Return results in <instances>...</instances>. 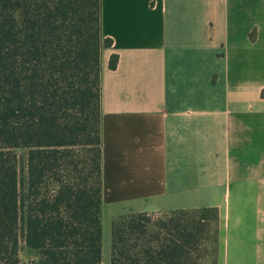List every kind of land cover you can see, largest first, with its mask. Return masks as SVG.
<instances>
[{"label":"crops","instance_id":"0c3cea01","mask_svg":"<svg viewBox=\"0 0 264 264\" xmlns=\"http://www.w3.org/2000/svg\"><path fill=\"white\" fill-rule=\"evenodd\" d=\"M99 19L100 212L214 206L215 264H264V0H100Z\"/></svg>","mask_w":264,"mask_h":264},{"label":"trees","instance_id":"16d2710c","mask_svg":"<svg viewBox=\"0 0 264 264\" xmlns=\"http://www.w3.org/2000/svg\"><path fill=\"white\" fill-rule=\"evenodd\" d=\"M99 15L100 0H0V264L20 242L33 264H100ZM153 215L111 218L109 264H215L214 206Z\"/></svg>","mask_w":264,"mask_h":264},{"label":"rangeland","instance_id":"374dc122","mask_svg":"<svg viewBox=\"0 0 264 264\" xmlns=\"http://www.w3.org/2000/svg\"><path fill=\"white\" fill-rule=\"evenodd\" d=\"M113 206L104 205L101 208L100 212V264H109V227L111 221V215L115 210ZM193 209V208H192ZM126 212V211H124ZM122 213V212H121ZM154 214V217L163 216L168 214L167 212H151ZM117 215V214H116ZM210 246L211 243L208 241ZM18 249V261L17 264H33L32 260L34 259L33 254L28 251L20 242ZM208 245V246H209ZM200 264H209V259H204Z\"/></svg>","mask_w":264,"mask_h":264}]
</instances>
